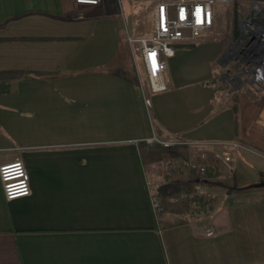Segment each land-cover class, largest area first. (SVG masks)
I'll list each match as a JSON object with an SVG mask.
<instances>
[{
    "label": "crops",
    "instance_id": "0c3cea01",
    "mask_svg": "<svg viewBox=\"0 0 264 264\" xmlns=\"http://www.w3.org/2000/svg\"><path fill=\"white\" fill-rule=\"evenodd\" d=\"M158 1L0 0V165L31 185L7 200L0 183V264H264V57L220 64L229 5L151 92L126 39L152 34Z\"/></svg>",
    "mask_w": 264,
    "mask_h": 264
},
{
    "label": "built area",
    "instance_id": "2783aa9c",
    "mask_svg": "<svg viewBox=\"0 0 264 264\" xmlns=\"http://www.w3.org/2000/svg\"><path fill=\"white\" fill-rule=\"evenodd\" d=\"M77 4L96 5L99 0H74ZM233 0H159L155 7L154 28L151 35L141 38L127 36V42L137 44L133 54L138 55L142 61L149 89L153 93L166 89L163 71L167 67V58L172 56L175 47L181 42H192L204 32L209 31L215 22L220 8L230 5ZM256 5L249 10L239 23V35L229 50L231 57L254 59L264 52V16ZM150 105V99H145ZM147 143H159L165 147L186 143L177 136L167 139L157 137L155 134L145 140ZM238 147L235 141L222 146L221 156L225 161L231 160V150ZM184 166L195 171L201 177L206 173L203 163L186 160ZM0 183L4 198L7 200L26 196L31 193L29 174L24 162L15 159L0 165ZM197 188H200L199 184ZM154 211L163 209L162 204L152 199Z\"/></svg>",
    "mask_w": 264,
    "mask_h": 264
},
{
    "label": "rangeland",
    "instance_id": "374dc122",
    "mask_svg": "<svg viewBox=\"0 0 264 264\" xmlns=\"http://www.w3.org/2000/svg\"><path fill=\"white\" fill-rule=\"evenodd\" d=\"M232 7H233V11H232V14H231V18H230V22L232 23L231 24V26H232V32H233V29H234V26L235 25H237V28H238V26H239V23H240V21H241V19L244 17V16H247L249 13V10L252 8V7H254L255 5L257 6V7H259L260 8V10H259V12H262L263 13V16H264V0H233V2L230 4ZM231 6H229V5H227V6H224L223 8L221 7L220 9V12H222V10L224 9V8H226V7H231ZM237 13H238V15H237ZM235 31V30H234ZM218 34V33H217ZM233 38H231V42H230V45L232 44H234V41H235V39H237L238 38V35L236 36V37H234V35L232 36ZM229 39V38H228ZM231 45V46H232ZM261 57V59H263V57H264V52H263V55H261L260 56ZM230 58H232V59H230ZM221 57L220 58V64L222 63H224V61H232L235 57ZM227 59V60H226ZM218 60H219V57H218ZM237 61H239V59H237ZM240 61H239V63H237V65L236 66H238L239 68H240ZM218 68L220 69V66H218ZM223 73V72H222ZM227 74H229L228 76H226V74H218L219 75V81L221 82H223V83H221V84H223V85H225V83L226 84H229L230 82H235L234 80H233V77L232 76H230V72H227ZM140 77L143 79V74H142V71H141V69H140ZM260 79H261V77H260ZM262 80L264 81V75L262 76ZM230 86H231V84H230ZM227 87V86H226ZM232 87V86H231ZM236 96L235 95H233V94H231V99H232V101L234 100V98H235ZM153 134H155V133H153ZM152 134V135H153ZM156 135V134H155ZM157 136V135H156ZM157 137H159V136H157ZM208 171V170H207ZM214 200H216V199H214ZM213 200V201H214ZM208 206H210L209 207V211H212L213 210V206H212V203H211V205L209 204Z\"/></svg>",
    "mask_w": 264,
    "mask_h": 264
},
{
    "label": "water",
    "instance_id": "95a60500",
    "mask_svg": "<svg viewBox=\"0 0 264 264\" xmlns=\"http://www.w3.org/2000/svg\"><path fill=\"white\" fill-rule=\"evenodd\" d=\"M256 186H264V180L258 184H256Z\"/></svg>",
    "mask_w": 264,
    "mask_h": 264
},
{
    "label": "trees",
    "instance_id": "16d2710c",
    "mask_svg": "<svg viewBox=\"0 0 264 264\" xmlns=\"http://www.w3.org/2000/svg\"><path fill=\"white\" fill-rule=\"evenodd\" d=\"M234 110L236 111V105H234ZM237 116V115H236ZM236 127H237V124H236Z\"/></svg>",
    "mask_w": 264,
    "mask_h": 264
}]
</instances>
